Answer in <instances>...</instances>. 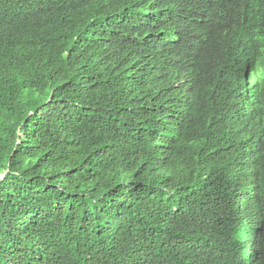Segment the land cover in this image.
Here are the masks:
<instances>
[{
	"label": "trees",
	"instance_id": "trees-1",
	"mask_svg": "<svg viewBox=\"0 0 264 264\" xmlns=\"http://www.w3.org/2000/svg\"><path fill=\"white\" fill-rule=\"evenodd\" d=\"M244 201L264 0H0V264H264Z\"/></svg>",
	"mask_w": 264,
	"mask_h": 264
},
{
	"label": "clouds",
	"instance_id": "clouds-1",
	"mask_svg": "<svg viewBox=\"0 0 264 264\" xmlns=\"http://www.w3.org/2000/svg\"><path fill=\"white\" fill-rule=\"evenodd\" d=\"M249 74H250V71L247 72L246 79L249 77L248 76ZM245 121L247 123L252 122V126L255 125V122L254 121H248L247 119L246 120H240V121L237 120L236 121V125L239 124L240 122L245 124ZM229 122H230V118H229V121H228V128L230 129ZM248 127H250V126H248ZM246 131L247 132H251L253 135H258V131L255 128L254 129H250V130H246ZM254 146H255V144L253 143V140H248V141L245 140L244 150H248L251 153H255L256 150H252V149H254ZM252 158H254V157L252 156ZM239 161L242 164V167L241 168L248 167V169H242L243 170V173L241 175L240 181L242 183H248L250 186H252L253 188H255V185L253 183L256 182V169H255L256 166H257L256 162H254L253 160L251 162L249 160L246 161L245 158L243 160H239ZM253 162H254V166H252L253 165ZM251 170H253V173L252 174H254V176H249V173L251 172ZM245 192L249 194V190L248 191H245ZM241 195H242V197L246 196L243 193H241ZM246 202L247 201L237 202V205H239V209H240L241 213L243 214V216L241 215V217L244 218L242 221H244L245 224H247V221H248V223L255 222V223L258 224V226H259V234H258V236L256 238L253 239V240L257 241V240H259V237L261 236L260 233L261 232L264 233V229H262V231L260 232V227L262 226L263 219L260 218V217H258V216L253 215L251 213L250 209H248L247 207L243 206ZM246 219H247V221H246ZM238 228H239V230H241L240 223H238ZM240 234L238 233V231H235V238H237V241L239 239ZM261 237H263V236H261ZM196 251L198 253L202 254V253H205L206 248L205 247H197L196 248ZM239 251L240 250H238L237 253H239ZM192 264H195V262L192 261Z\"/></svg>",
	"mask_w": 264,
	"mask_h": 264
},
{
	"label": "rangeland",
	"instance_id": "rangeland-1",
	"mask_svg": "<svg viewBox=\"0 0 264 264\" xmlns=\"http://www.w3.org/2000/svg\"><path fill=\"white\" fill-rule=\"evenodd\" d=\"M139 62L142 64H147V65H150V56L148 55V54H145V55H142L141 56V58H139ZM236 121H237V119L236 118H232V117H230V122H229V127H230V129L233 131V130H235L236 128H237V126L238 125H240V124H244V123H239V124H237L236 125ZM256 129V126L255 125H253V126H250V127H246V130H250V129ZM252 150H255V149H252ZM245 235L244 234H240V236L239 237H244Z\"/></svg>",
	"mask_w": 264,
	"mask_h": 264
}]
</instances>
